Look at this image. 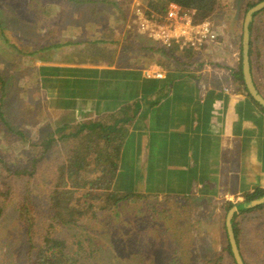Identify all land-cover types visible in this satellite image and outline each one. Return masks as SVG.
<instances>
[{
    "label": "rangeland",
    "instance_id": "374dc122",
    "mask_svg": "<svg viewBox=\"0 0 264 264\" xmlns=\"http://www.w3.org/2000/svg\"><path fill=\"white\" fill-rule=\"evenodd\" d=\"M216 1L210 19L219 39L238 52L241 63L244 18L258 0ZM154 4L156 0H0V264H24L30 242L42 246L49 235L65 241V254L75 257V264H234L227 249L228 210L219 217L201 211L193 194L149 201L144 212L141 203L101 211L104 200L93 204L84 198L78 208L97 205V220H52L49 192L58 184L59 166L76 146L74 139L60 137L78 119L53 116L45 108L37 84L40 61L50 48L61 46H79L76 53L69 51L71 58H79L84 52L80 44L97 42V35L114 42L123 63L155 59L157 54L151 52L157 48L138 34L130 17L135 6L160 12ZM252 23L263 33L264 48V11ZM259 49L254 45L252 61L264 77L256 63ZM50 134L57 141L45 149ZM23 206L29 212L26 222L20 216ZM235 222L247 263L264 264V210Z\"/></svg>",
    "mask_w": 264,
    "mask_h": 264
},
{
    "label": "crops",
    "instance_id": "0c3cea01",
    "mask_svg": "<svg viewBox=\"0 0 264 264\" xmlns=\"http://www.w3.org/2000/svg\"><path fill=\"white\" fill-rule=\"evenodd\" d=\"M87 43L79 58L69 56L77 45L50 48L37 84L53 116L94 125L97 163L114 166L115 194L140 196L142 212L149 201L193 194L219 217L264 192V109L234 82L233 47L219 40L181 53L153 42L156 58L130 65L105 37ZM252 74L264 96V77L255 67Z\"/></svg>",
    "mask_w": 264,
    "mask_h": 264
},
{
    "label": "trees",
    "instance_id": "16d2710c",
    "mask_svg": "<svg viewBox=\"0 0 264 264\" xmlns=\"http://www.w3.org/2000/svg\"><path fill=\"white\" fill-rule=\"evenodd\" d=\"M261 1L263 0H258V3ZM170 3H175L186 10H196L197 13L195 19L197 21L203 18H209L214 13L217 5L216 0H156V4H154L153 6H155L156 8L159 7V13L164 14L167 11L168 4ZM259 13L255 14L254 17ZM250 29L251 68L253 71L254 62L252 61V55H254L255 45L260 48L259 51L255 53L257 59V62H255L264 71V48L263 44H261L260 41H263V33L259 29L254 30L253 23L251 24ZM233 78H235L234 82H239L247 93L248 91L245 87L242 77L241 63L238 65V70L234 74ZM75 125L76 126L73 127L71 131L63 134L60 137V139H62L63 141L70 138L74 139L76 146L72 154L69 156L67 162L59 166L60 175L59 178H57L58 184L52 191L49 192L48 202L49 204H51L52 220L57 221L59 224H62L64 222L68 224H73L77 223L74 221L78 219L83 220L87 218H89L90 220H97V210H94L97 205H93L94 203L97 204V201L104 200L103 203H105V205L102 207H98V209L101 211H113L114 209H118L121 205H127L130 203H141L140 196H121L115 194L111 190L112 180L109 176L112 172H114V166L109 165V163L106 162L97 163V160L101 158L99 157L101 153L97 151V131L94 129V125L91 122L87 124L77 123ZM49 136L50 137L48 138V140H45L43 142L45 149H48L51 146V143L57 141L54 138V134H50ZM89 158H91L92 160ZM81 190H84V192L80 196ZM262 196H264V192L261 190H256L253 194H249L246 196V202L256 200ZM84 198L88 199L87 202L93 204H90V207L88 209L84 207L79 209L78 205L81 204V201L84 200ZM239 208L241 209V206ZM256 210H264V204L251 209H241L240 214L235 215L233 220V227L237 243L239 245L242 257L246 264L248 263L242 253L241 247L242 234L241 231L238 229V226H236L237 222H235V219L237 217L239 218L242 215ZM20 216L22 217V219L25 218V221L23 219V222H26L27 218H29V212L25 206H23L20 210ZM30 228L31 224H28L26 229L30 230ZM44 239V244L42 246H35L33 240L30 242L32 244H30L28 256L24 264L76 263L77 259H75V257L71 256L70 253L65 254L66 243L64 240H59L58 238L54 237L52 238L51 235L46 236ZM227 249L230 256L233 257L230 244L228 245ZM233 263L236 264L235 261Z\"/></svg>",
    "mask_w": 264,
    "mask_h": 264
},
{
    "label": "built area",
    "instance_id": "2783aa9c",
    "mask_svg": "<svg viewBox=\"0 0 264 264\" xmlns=\"http://www.w3.org/2000/svg\"><path fill=\"white\" fill-rule=\"evenodd\" d=\"M196 13V10H186L170 3L164 14L146 12L140 6H135L130 17L138 34L166 51L182 53L209 49L220 40L210 17L197 21ZM153 75L163 77L158 72ZM226 91L230 92L231 89L227 88Z\"/></svg>",
    "mask_w": 264,
    "mask_h": 264
},
{
    "label": "water",
    "instance_id": "95a60500",
    "mask_svg": "<svg viewBox=\"0 0 264 264\" xmlns=\"http://www.w3.org/2000/svg\"><path fill=\"white\" fill-rule=\"evenodd\" d=\"M264 10V0L255 4L251 7L244 18L243 22V33H242V59H241V70H242V77L245 84V87L249 93V95L257 102L263 109H264V96L261 92L257 89L251 68V56H250V45H251V24L253 22L254 15ZM264 204V196L250 201L245 202L241 205H238L229 210L226 216V231L228 241L231 247V252L233 254V259L236 264H246L239 245L237 243L234 227H233V220L235 215L240 214L241 209H251L258 207ZM241 206V209L239 208Z\"/></svg>",
    "mask_w": 264,
    "mask_h": 264
},
{
    "label": "clouds",
    "instance_id": "9594fccd",
    "mask_svg": "<svg viewBox=\"0 0 264 264\" xmlns=\"http://www.w3.org/2000/svg\"><path fill=\"white\" fill-rule=\"evenodd\" d=\"M241 59H242V52H241ZM240 64V63H239ZM229 212V211H228Z\"/></svg>",
    "mask_w": 264,
    "mask_h": 264
}]
</instances>
